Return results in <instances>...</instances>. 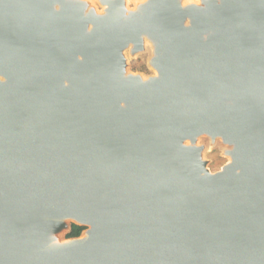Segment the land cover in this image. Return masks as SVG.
<instances>
[{
	"label": "water",
	"instance_id": "1",
	"mask_svg": "<svg viewBox=\"0 0 264 264\" xmlns=\"http://www.w3.org/2000/svg\"><path fill=\"white\" fill-rule=\"evenodd\" d=\"M185 1L0 0V264H264V0Z\"/></svg>",
	"mask_w": 264,
	"mask_h": 264
},
{
	"label": "rangeland",
	"instance_id": "2",
	"mask_svg": "<svg viewBox=\"0 0 264 264\" xmlns=\"http://www.w3.org/2000/svg\"><path fill=\"white\" fill-rule=\"evenodd\" d=\"M91 2L94 7H96L99 13H102L103 6L99 0H88ZM137 1L141 0H127V8L136 9ZM193 1V0H192ZM193 2L197 3L199 0H194ZM152 55V50L149 46H146V49L143 52L133 54L130 49L125 50V58L127 62V69L130 72L138 73L144 76H150L154 74V70L149 65V58ZM200 143L205 147V160L208 161V166L212 172L219 171L227 162L228 158L224 155L225 145L220 141H217L215 144H211V141L208 137H202Z\"/></svg>",
	"mask_w": 264,
	"mask_h": 264
},
{
	"label": "trees",
	"instance_id": "3",
	"mask_svg": "<svg viewBox=\"0 0 264 264\" xmlns=\"http://www.w3.org/2000/svg\"><path fill=\"white\" fill-rule=\"evenodd\" d=\"M85 229V227H81L78 225H73L71 232L67 235V237H77L81 234V232Z\"/></svg>",
	"mask_w": 264,
	"mask_h": 264
},
{
	"label": "bare ground",
	"instance_id": "4",
	"mask_svg": "<svg viewBox=\"0 0 264 264\" xmlns=\"http://www.w3.org/2000/svg\"><path fill=\"white\" fill-rule=\"evenodd\" d=\"M147 0H141V1H137V3H136V6H137V4H140V3H144V2H146ZM187 2H189V3H191L192 2V0H186ZM185 1V2H186ZM194 1V0H193ZM129 9V8H128ZM152 45V44H151ZM154 50V49H153ZM152 50V51H153ZM156 53V52H155ZM153 55H154V51H153ZM152 58V57H151ZM151 58H149V63H150V60H151ZM158 75V71L156 70V69H154V74H153V76H157ZM144 76V75H143ZM144 79H148V78H150V76L149 77H147V76H144L143 77Z\"/></svg>",
	"mask_w": 264,
	"mask_h": 264
}]
</instances>
